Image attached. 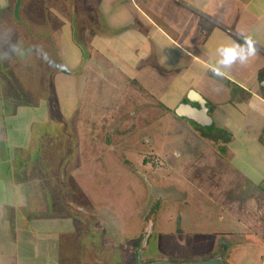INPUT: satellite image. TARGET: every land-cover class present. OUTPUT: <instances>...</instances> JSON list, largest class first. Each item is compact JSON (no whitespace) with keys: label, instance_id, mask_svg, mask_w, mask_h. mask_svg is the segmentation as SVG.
<instances>
[{"label":"crops","instance_id":"1","mask_svg":"<svg viewBox=\"0 0 264 264\" xmlns=\"http://www.w3.org/2000/svg\"><path fill=\"white\" fill-rule=\"evenodd\" d=\"M62 1L57 17L43 2L46 17L34 0H0V264H115L97 257L67 261L61 238L80 232L82 240V228L107 235L110 228L96 218L84 224L85 212H74L66 189L60 188L63 194L57 188L72 169L67 166L77 144L67 123L85 93L92 97L88 74L106 65L114 71L113 87L119 80H140L158 101L173 91L167 101L173 107L188 103L190 90L204 97L214 110L212 124L219 125L206 134L224 148L211 153L223 169L217 194L246 229L242 235L220 231L218 251L225 264H264V0H77V17ZM78 36L81 43L73 40ZM245 37L252 38L257 54L214 74L217 48L242 44ZM243 185L254 188L245 201L237 198ZM55 191L61 197L57 211ZM142 229L143 223L136 236ZM120 230L117 243L99 238V251L135 241L124 236L130 230ZM128 257L125 251L116 264H130Z\"/></svg>","mask_w":264,"mask_h":264},{"label":"rangeland","instance_id":"2","mask_svg":"<svg viewBox=\"0 0 264 264\" xmlns=\"http://www.w3.org/2000/svg\"><path fill=\"white\" fill-rule=\"evenodd\" d=\"M64 1L68 7L71 4L74 17H77L73 6L77 0H72L73 4L71 0ZM34 2V6L46 15L44 2L52 17L54 14L57 17L64 9L62 0ZM72 23L75 24V18ZM70 29L75 36L73 24ZM73 40L82 42L79 36ZM111 56L118 62L113 52ZM113 72L106 65V69L99 68L94 75L88 74L86 88L92 97L85 93L83 104L67 123V133L77 136V144L74 155H69L72 159L67 167L72 169L65 170L63 179H60V171L62 185L57 186L59 190L66 189L74 212L78 215L85 212L84 224L96 218L99 224L110 228V233L96 235L97 230L82 228V240L80 232L76 237L70 235L60 239L61 250L67 255V261H95L97 257L99 261L122 263L124 247H130L132 242L129 245L124 240L121 242L124 247L99 251L98 239L104 236L117 243L123 236L120 229L125 227L130 230L124 234L126 238L135 236L136 242L142 239L138 246L144 262L181 263L209 258L219 252V242L224 239L220 231L237 229L242 235L246 230L233 217L230 202L217 194L223 169L218 162L213 163L211 153H222L224 148L218 138L206 133L218 131L219 125L213 121V124L202 126L175 115L173 103L167 105V101L173 99V91H169L167 97L165 91L158 101L140 80L136 83L119 80L113 87L116 84L115 79L112 80ZM209 115H214V110H209ZM190 180L194 184L192 187ZM251 189L254 188L240 186L236 197L245 201ZM60 191H55L51 198L52 210L59 208ZM148 210H151V217H147ZM144 220H150L151 231L136 236ZM94 233L97 241L92 242L90 237ZM23 238V234H18L20 243ZM132 257L130 255V260Z\"/></svg>","mask_w":264,"mask_h":264},{"label":"water","instance_id":"3","mask_svg":"<svg viewBox=\"0 0 264 264\" xmlns=\"http://www.w3.org/2000/svg\"><path fill=\"white\" fill-rule=\"evenodd\" d=\"M188 103H181L176 107L175 113L181 117H185L190 121L196 122L202 126H207L212 123V119L209 115V108L206 104L205 99L194 90H190L187 95ZM197 103V106L193 105V103ZM151 225V223H150ZM147 229L146 232H148ZM140 251L137 252L138 261L136 264H224L222 260V256H215L206 260H194L188 262H171L166 260H153L142 262L140 260Z\"/></svg>","mask_w":264,"mask_h":264},{"label":"clouds","instance_id":"4","mask_svg":"<svg viewBox=\"0 0 264 264\" xmlns=\"http://www.w3.org/2000/svg\"><path fill=\"white\" fill-rule=\"evenodd\" d=\"M219 59L213 67V72L216 75H222L223 69L231 68L235 63H246L250 57L257 54V48L251 37L243 38V43H233L231 45H224L217 48ZM47 59V54H44Z\"/></svg>","mask_w":264,"mask_h":264},{"label":"flooded vegetation","instance_id":"5","mask_svg":"<svg viewBox=\"0 0 264 264\" xmlns=\"http://www.w3.org/2000/svg\"><path fill=\"white\" fill-rule=\"evenodd\" d=\"M69 160V159H68ZM69 162V161H68ZM150 212H151V210H148L147 212H146V214H147V217H148V215L150 214ZM150 217H151V215H149ZM149 219V218H148ZM96 221H98V219H96ZM102 225V224H101ZM150 220H144V224H143V229H142V232L140 233V235L141 234H144L146 231H147V229H149L148 230V232L149 231H151L150 230ZM101 227V226H100ZM100 229H102V228H100ZM147 232V233H148ZM142 239H140L139 241H141ZM138 241V242H139ZM138 242H136V241H133L132 242V245L130 246V247H126L125 246V248H124V251H128L129 253H130V255H133V257H132V259L130 260V258L128 257L127 259L128 260H130V261H132L130 264H136V261H138V258H137V252L138 251H140V253H141V249H139V246H138ZM220 254V252H217L215 255H212V256H210L209 258H207V259H210V258H212V257H215V256H218ZM140 260L142 261V262H144L143 260H142V256H141V254H140ZM201 260H206V259H201ZM146 261H153V260H146Z\"/></svg>","mask_w":264,"mask_h":264},{"label":"built area","instance_id":"6","mask_svg":"<svg viewBox=\"0 0 264 264\" xmlns=\"http://www.w3.org/2000/svg\"><path fill=\"white\" fill-rule=\"evenodd\" d=\"M153 160H154V161H157V159H156V158H153Z\"/></svg>","mask_w":264,"mask_h":264}]
</instances>
